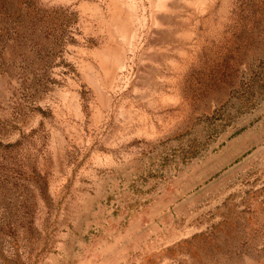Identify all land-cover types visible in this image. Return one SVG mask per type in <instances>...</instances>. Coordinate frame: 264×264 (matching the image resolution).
Instances as JSON below:
<instances>
[{
  "label": "rangeland",
  "instance_id": "374dc122",
  "mask_svg": "<svg viewBox=\"0 0 264 264\" xmlns=\"http://www.w3.org/2000/svg\"><path fill=\"white\" fill-rule=\"evenodd\" d=\"M0 264H264V0H0Z\"/></svg>",
  "mask_w": 264,
  "mask_h": 264
},
{
  "label": "crops",
  "instance_id": "0c3cea01",
  "mask_svg": "<svg viewBox=\"0 0 264 264\" xmlns=\"http://www.w3.org/2000/svg\"><path fill=\"white\" fill-rule=\"evenodd\" d=\"M166 207H167V206L160 207L161 212H162ZM179 207H182V205L179 204ZM157 213H158V215H159V210L156 211V212H151V213H150V220H152V219L154 218L155 214H157Z\"/></svg>",
  "mask_w": 264,
  "mask_h": 264
},
{
  "label": "bare ground",
  "instance_id": "6f19581e",
  "mask_svg": "<svg viewBox=\"0 0 264 264\" xmlns=\"http://www.w3.org/2000/svg\"><path fill=\"white\" fill-rule=\"evenodd\" d=\"M198 2H199V1H198ZM205 4H206V3H205ZM203 5H204V4H203ZM203 5H202V6H203Z\"/></svg>",
  "mask_w": 264,
  "mask_h": 264
}]
</instances>
